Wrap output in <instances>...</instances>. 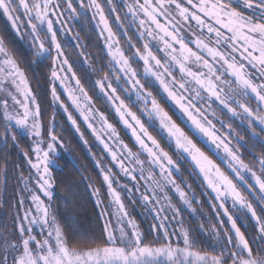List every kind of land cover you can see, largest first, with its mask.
Listing matches in <instances>:
<instances>
[{
  "label": "snow or ice",
  "instance_id": "1",
  "mask_svg": "<svg viewBox=\"0 0 264 264\" xmlns=\"http://www.w3.org/2000/svg\"><path fill=\"white\" fill-rule=\"evenodd\" d=\"M106 2L125 36L135 26L142 49L128 37L129 50L134 51L126 53L100 0H0V16L6 18L16 40L28 43L32 54L28 68L22 67L15 48L10 46L15 40L0 34V140L5 148L9 141L18 147L17 130L35 138L30 149L35 160L23 152L34 175L19 173L21 191L27 194L29 206L22 195L11 227L0 224V264H264V151L246 163L241 153V147L247 144L245 136L220 119L224 113L218 114L213 108L217 103L232 118L246 122L250 139L264 148V0H122L121 6L126 9L123 18L115 0ZM88 12H92L91 19L96 21L109 58V71L94 86L130 132L138 151H133L104 112L94 107L92 96L77 75L74 63L80 67L88 63L79 34L74 37L78 62H70L58 37V32L71 35L68 20L87 19ZM154 42L163 57L153 50ZM48 60L50 64L46 65ZM134 62H142V77ZM42 67L48 68L46 79L52 101L61 103L81 140L84 134L61 102L58 85L110 153L112 162L137 181L136 192H140L139 172L147 189L141 199L145 206H153L159 221L153 229L163 230L162 240L146 242L139 225L129 216L121 193L113 186L115 173L111 168L102 169L110 203L105 206L100 190L93 191L105 219L100 237L65 233L51 205L39 194L52 200V169L60 168L58 160L64 159L57 155V145L62 148L63 142L54 129L49 130L47 140L42 136L41 107L28 77L29 69L37 74ZM252 99L256 107L251 106ZM93 121L99 123V130ZM217 160L225 163L228 171ZM7 161L6 154L0 165L5 183ZM65 162L76 165L70 154ZM185 163L190 167L189 175L208 190L205 194L218 220L209 232L211 251L197 247L193 230L184 227L181 209L168 195L170 187L183 205L196 212L192 205L199 201L185 190L192 189L181 172ZM174 173L181 174L180 183ZM229 201L234 211H230ZM3 203L0 201V207ZM112 205L116 206L115 213L109 211ZM249 218L254 221L251 236L238 223H247ZM170 220L179 225L175 243L168 228ZM200 230L204 231L203 224Z\"/></svg>",
  "mask_w": 264,
  "mask_h": 264
},
{
  "label": "trees",
  "instance_id": "2",
  "mask_svg": "<svg viewBox=\"0 0 264 264\" xmlns=\"http://www.w3.org/2000/svg\"><path fill=\"white\" fill-rule=\"evenodd\" d=\"M100 2L104 5L105 12L112 20L113 16H110L108 14L109 11H107L108 5L106 0H100ZM86 20L87 22H85V25H78V34L82 45L85 46L83 50L88 57V63L84 64L83 67H80L79 63H74V68L94 102L118 125L114 115L105 107L104 101L98 95V90L94 86L95 81L102 78L105 72L109 71L107 67L108 57L98 33L90 22L91 20ZM113 29L118 33L115 24L113 25ZM0 34H7L15 40V44L10 46L15 48L17 56L21 60V66L27 69L29 61L32 59L31 51L25 43L15 39L14 34L10 32V27L3 16H0ZM121 41L123 43V39H121ZM65 50L70 57V62H78L80 59L78 57L79 50L74 45H65ZM45 64H50V60L45 61ZM47 75L48 68L46 67H42L37 74H34L30 69L28 70L31 87L41 107V121L44 127V133L46 134L52 124H54L55 134L68 146L71 159L76 161V165L73 166L71 163L65 162L68 158H64L58 160L60 168H53L52 175L55 179V186L50 205L66 234L100 237L104 224L98 207L93 199L92 188H97L105 194L104 183L93 158L77 138V135L74 133L66 117L55 108L51 97L50 84L46 79ZM165 106L167 107V105ZM224 119L229 120L233 128L241 135L245 136L247 144L241 147L242 158L246 163L252 162L255 156L264 151V148L261 147V143L251 140V130L243 126L240 122L231 120L226 115H224ZM0 122H2V117H0ZM2 130V127H0V132H2ZM257 131H259L258 127ZM153 134L155 135L156 133L153 132ZM18 140V147H13L11 141H9V146L7 148L4 147L3 141L0 140V165H3L5 155L7 154L8 156V175L6 183L5 177L0 175V201L4 202L3 206L0 207V224H6L9 227L12 225V217L16 212L15 206L19 200L21 191L19 173L23 171L26 177L30 174V168L23 152L27 151L29 157L33 155L30 151L32 146L28 137L18 132ZM129 142L132 144L130 139ZM205 151H207V149H205ZM208 154L212 155L211 153ZM173 158H176L175 154ZM212 158L216 159L215 156ZM189 171V165L186 163L183 164L181 169L183 178L187 183L192 184L191 190L185 189L193 192L196 199L200 201L199 205L202 207L203 211L206 212L205 215H208V217L204 216L198 221H191L189 226L193 230L192 236L198 241L197 247L203 251H211L212 242L210 236H208L206 232H201L199 229L201 224H205V228L207 229L211 223L218 225V220L209 205L208 195L205 194V189L201 187V181L190 176ZM180 181L181 177L178 178L179 183ZM181 185L184 187L183 184ZM243 192L245 195H248L246 190ZM249 199H252V197L249 196ZM253 202L255 203V201ZM195 206L198 207L196 202ZM134 216L144 232L146 242H148L152 238L149 235L147 222L144 221L142 215L139 213L134 214ZM238 223L241 224L242 231H245L246 235L251 236L253 234V221L249 219L247 223L243 221H238Z\"/></svg>",
  "mask_w": 264,
  "mask_h": 264
},
{
  "label": "rangeland",
  "instance_id": "3",
  "mask_svg": "<svg viewBox=\"0 0 264 264\" xmlns=\"http://www.w3.org/2000/svg\"><path fill=\"white\" fill-rule=\"evenodd\" d=\"M85 2L87 3V0H85ZM115 3H116V5H117V7L119 9L121 17L123 18L124 17V13L126 12V9L121 6L122 0H115ZM75 6L77 7L78 11H80L78 3H75ZM107 11H109V6H108V10ZM108 14L110 16H113L112 20L109 18L110 23L113 24V22H114L115 27H117V29H118L117 35L120 37V41H121V39H123V43L121 41V45L124 47L126 53L131 55L132 51H134V49H132L131 51L129 50V45L127 43L128 37H131V42L133 44H135L137 47H141V49H142V41H140L138 36L136 35L135 26L130 28L128 33H127V36H125L123 31L120 30L118 25L116 24L115 15L110 13V11H109ZM65 15L67 17V14H65ZM91 15H92V12H88V14H87L88 18L87 19L91 20L90 22H91L93 28L96 30V32L99 35V28H97V26H96V21L91 19ZM4 19L6 21L5 17H4ZM82 19H84L85 21L82 20ZM85 22H87V20L84 17H81L79 20H68V27H70L72 29V33H71V35H65L63 32H58V37L61 40V43L65 44V45H74L75 46L76 41L74 40V37L78 34V25H85ZM124 23H125V26H127L128 21L125 20ZM7 24H8V22H7ZM9 27H10V25H9ZM58 28H59V26H58ZM79 40H80V37H79ZM100 40H101V42L103 44V47H104L103 40L101 38H100ZM22 42L25 43L26 46H28L27 42H25V41H22ZM80 43H81V40H80ZM190 46L194 47V45H191V44H190ZM161 47H162V45H161ZM104 50H105V53H106L105 47H104ZM153 50L156 51V54L158 56L163 57L164 54L162 52L157 51V45L155 44V42L153 44ZM107 64H108V62H107ZM133 67H135L137 69V71L141 74V77H142L143 76L142 62H134ZM193 67H194V70H195V66H193ZM177 76H179L178 72H177ZM113 86H115V81H113ZM123 86L126 87V85H123ZM96 88L98 90V95L102 98V100L105 103V107H107L109 112L114 115V118H115L116 122H118V125H117V123L112 121L111 118H109L108 114L105 113L103 111V109L98 107V105L92 99L94 107L96 109H98L99 111L104 112V114L108 117V121L110 123H112L116 127L117 131L120 133V138L126 144H128L129 147H131L133 149V151H138V146H135L134 140L131 138L130 132L127 129H125L122 124L119 123L118 117L115 115V113L112 110L111 106L108 105L105 102V99H104L103 95L100 94L99 88L98 87H96ZM57 90H58V94L60 95L61 102L63 103V105L65 107L68 108V111L71 112L73 117L77 120V124L79 125L81 132H83L84 140L87 141V144L84 143V140H81L79 133L76 132L75 128L72 126L71 122L68 120V113H66L64 111V108L61 107V103L60 102L54 103L55 108L58 111H60L66 117V119H67L68 123L70 124L71 128L73 129L74 133L77 135V138L85 146L87 152L93 158V160L95 162V165H96L97 169L100 172L101 177H102V169H107V168H111L112 169L113 173H115V179H114V185L113 186L117 189V191H119L121 193V198H122V200L124 202V205H125V208H126L127 212L129 213V216L131 218H133L135 220V222L139 225V223L137 222L134 214L139 213L140 215H142L144 221L147 222L149 235L152 238L149 241H152L154 239H161L162 240L163 239V235H162L163 230L161 229V230H159V232H157L156 230L153 229V225L159 223V221L157 219H155V212L153 210V206L152 205L145 206L143 200L141 199V194L145 193L147 191V189L144 187V181L139 179V172L137 171L136 175H137V180L139 182L140 192H136L134 190V186L137 184V181H132L129 177L125 176L120 171L118 166H116L115 163L112 162L110 153L107 152L104 149L103 145L92 134L91 129H89L87 127V124L83 121V118L79 115V112L77 111V109L72 105V103L69 100L67 94L64 93V90L62 88H60L59 85L57 86ZM120 95L124 96L125 94L121 91ZM251 106L252 107H256V101L254 99L251 100ZM213 108H215L217 110L218 114H220L221 112L224 113V114L220 115V119L224 120L225 123H230V122H229V120L224 119V115L228 116L231 120H236L237 122H240L243 126L247 127V123L246 122L242 123L239 118H232L231 114L227 113L226 110L222 109L221 106H219L217 103H213ZM135 110L136 109L133 108V111H135ZM93 123H94V126L97 128V130H99V128H100L99 123H97L95 121H93ZM217 127L219 128L220 125L217 124ZM257 127L259 128V126H257ZM51 129L55 130V125L54 124H52V126H51V128L49 130H51ZM17 131L21 135H24V136L28 137V139L31 142V146L32 147L34 146L33 145V140L35 138L29 136L27 133L22 132L20 130H17ZM41 131H42L43 138L45 140H47L49 131L46 134L44 133L43 124H42V130ZM104 139L106 140V142L109 143L110 147H112V141H109L107 139V136H105ZM129 139L131 140L132 144H130ZM60 140L63 142V140L61 138H60ZM233 142L235 143V140ZM57 149H58V152H57L58 156H62L64 158H68L69 154H70V157H71L70 150H69L68 146L64 142H63V147L61 148L60 145H57ZM141 158H144V157H141ZM32 159L35 160L34 155H32ZM217 163L220 164L222 169H224L225 171H228L225 163H221L220 160H218ZM30 172L34 175V170L30 169ZM157 173H158V170H157ZM175 175L177 176V183H179L178 182V178L181 177V174H175ZM102 180H103V177H102ZM248 180H249L250 183H254V181L252 180V178L250 176H248ZM122 185H127V188L122 187ZM22 187H23V185L21 184V189H22ZM104 187H105V194H103L101 191H100V194H101V198L104 200V205L106 206V205H108L110 203L111 197L107 195V187H106L105 184H104ZM181 187H183V186L181 185ZM94 189H97V188H92V195H93ZM128 189H133V192H129ZM241 190L242 191H244V190L247 191V189L244 186H241ZM206 191H208V190L205 189V193H206ZM39 194L41 195V198L45 201L46 204H50V201L47 199V197H44L42 193H39ZM22 195L25 197L26 206H29V200L27 198V194L26 193H22V191H20L19 199L21 198ZM168 195L171 197L172 204L175 205L176 207H179L181 209V217L180 218L183 221L184 227H189V224H190L191 221H198V220L202 219V217H204V216L208 217V215H205L206 212H204L202 207L199 205L200 204L199 200H198L199 203H197L198 207L195 206V201L193 202L192 207L196 209V212L192 213L191 210L187 208V206L183 205L182 202L179 201L178 194L173 189H171L170 187L168 188ZM189 195L192 196L194 194H193L192 191H189ZM207 198L209 200V196ZM93 199H94V201H95V203L97 205V202H96L97 198L94 195H93ZM195 199H196V197H195ZM228 204H229L230 211H234V210L231 209V201H229ZM209 205H210V203H209ZM156 207H159V206H156ZM98 210H99V213H101V208L100 207H98ZM109 211L112 212V213H115L116 206L112 205V207L109 209ZM167 214L169 215V217H171V215H172L171 211H168ZM100 216H101V214H100ZM101 219L103 221V224H105V219L102 216H101ZM223 219H225V221L227 220L226 217H223ZM207 220H208V218H207ZM113 223H115L114 219H113ZM203 225H204V231H201V232H206V234H208V236H210L209 232L211 230V225H213V223L210 224L208 229L205 228L206 227L205 224H203ZM139 228H140V225H139ZM168 228H169L170 233H173L171 235L172 241L174 243L178 242L179 237L175 234V233L179 232V225L177 224V222L170 220V222L168 224ZM140 231L144 235V232H143V230L141 228H140ZM36 232L37 233L39 232V227L38 226L36 227ZM144 237H145V235H144ZM37 238L39 239L41 237L38 236Z\"/></svg>",
  "mask_w": 264,
  "mask_h": 264
}]
</instances>
